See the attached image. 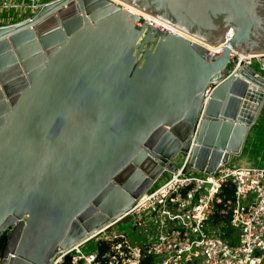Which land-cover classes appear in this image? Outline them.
<instances>
[{
	"label": "water",
	"instance_id": "95a60500",
	"mask_svg": "<svg viewBox=\"0 0 264 264\" xmlns=\"http://www.w3.org/2000/svg\"><path fill=\"white\" fill-rule=\"evenodd\" d=\"M55 1L0 23V264H51L118 217L177 152L212 173L241 149L264 77V0ZM211 89L206 98L204 91Z\"/></svg>",
	"mask_w": 264,
	"mask_h": 264
},
{
	"label": "built area",
	"instance_id": "2783aa9c",
	"mask_svg": "<svg viewBox=\"0 0 264 264\" xmlns=\"http://www.w3.org/2000/svg\"><path fill=\"white\" fill-rule=\"evenodd\" d=\"M26 1L31 12L66 0ZM0 4L10 6L6 0ZM231 31L228 27L224 39L215 45L201 44L206 54H219ZM229 58L233 69L253 60L264 69V53L240 54L231 49ZM210 89L208 84L204 98ZM187 159L184 153L178 166L171 163L169 169L164 168L160 174L169 170L165 179L155 183L159 174L118 217L60 253L51 264L61 262L65 255L69 264H142L148 255V264H264V166L218 163L212 173H206L193 169ZM222 185L231 187L230 195L220 192ZM215 213L228 215L230 235H221V221H209ZM124 218L132 220L141 238H128L114 228ZM90 238L97 250L83 253L80 246ZM100 244L104 245L101 252Z\"/></svg>",
	"mask_w": 264,
	"mask_h": 264
},
{
	"label": "rangeland",
	"instance_id": "374dc122",
	"mask_svg": "<svg viewBox=\"0 0 264 264\" xmlns=\"http://www.w3.org/2000/svg\"><path fill=\"white\" fill-rule=\"evenodd\" d=\"M10 6H4L0 4V23H4L8 19H15L26 15L30 12V9L26 6L28 1L26 0H6ZM121 4L122 1H118ZM254 71H256L261 77H264V69L259 68L256 61H252L249 65ZM264 112V106L262 109ZM260 113V112H259ZM264 114V113H262ZM255 126L253 124L249 127L250 132H247L244 143L237 154L230 155L228 163L245 164L253 166H264V117L259 116L255 119ZM249 131V130H248ZM253 134V135H252ZM183 152L179 151L171 157V163L174 166H178L182 160ZM169 175V170H164L160 176L155 180V183H159ZM114 228L121 232L126 233L128 238L139 239L141 236L132 225V220L124 218L114 224ZM80 249L83 253L95 252L97 250V244L93 238L88 239L81 244Z\"/></svg>",
	"mask_w": 264,
	"mask_h": 264
},
{
	"label": "trees",
	"instance_id": "16d2710c",
	"mask_svg": "<svg viewBox=\"0 0 264 264\" xmlns=\"http://www.w3.org/2000/svg\"><path fill=\"white\" fill-rule=\"evenodd\" d=\"M220 192H225L226 195H230L231 194V187L229 185H222L221 186V191ZM210 222H214V221H221L222 224L219 226V231L221 233L222 236H228L230 235L231 232V226L228 223V215H225L223 217H219L218 214H213L211 216V219H209ZM4 240H5V234L0 236V256H1V251L4 245ZM104 248L103 244L99 245V249L98 251L101 252ZM151 260V257L148 255L144 260H142V264H148ZM57 264H69L68 258L65 255L62 259L61 262H58Z\"/></svg>",
	"mask_w": 264,
	"mask_h": 264
},
{
	"label": "bare ground",
	"instance_id": "6f19581e",
	"mask_svg": "<svg viewBox=\"0 0 264 264\" xmlns=\"http://www.w3.org/2000/svg\"><path fill=\"white\" fill-rule=\"evenodd\" d=\"M115 3H117V4H119L120 5V3L118 2L119 0H113ZM122 3H124V2H122ZM121 6H123L124 8H126V9H128V10H130L131 12H134V13H137V14H139V15H141L142 17H144L145 19H148V20H150L151 19V17H150V15L148 14V13H146V12H143V11H141V10H138V9H136V8H134L133 6H130L129 4H121ZM151 22L152 23H154V24H158V25H166V26H168L167 24H164L163 22H161L160 20H158V19H154V18H152L151 19ZM169 28H171L172 30H174L172 27H170V26H168ZM175 31L176 32H179V33H181V34H183V35H185V36H188L187 34H184L183 32H181V31H179V30H177V29H175ZM189 38H191V39H193V40H196L195 38H193V37H191V36H188ZM197 42H199L200 44H206V45H208V46H211L210 44H208V43H203V42H200V41H198V40H196ZM240 53V52H239ZM240 54H243V53H240Z\"/></svg>",
	"mask_w": 264,
	"mask_h": 264
},
{
	"label": "crops",
	"instance_id": "0c3cea01",
	"mask_svg": "<svg viewBox=\"0 0 264 264\" xmlns=\"http://www.w3.org/2000/svg\"><path fill=\"white\" fill-rule=\"evenodd\" d=\"M263 106H264V100H263V102H262V104H261V106H260V109H259V111H258V114H257V116H256V119L259 117V116H263L264 117V114H262V113H264V112H262V109H263ZM260 112V113H259ZM255 121H254V124H253V126L254 127H256L255 126ZM252 127V126H251ZM251 127H250V129H251ZM250 129H249V131H248V133L250 132ZM253 135V134H252Z\"/></svg>",
	"mask_w": 264,
	"mask_h": 264
}]
</instances>
